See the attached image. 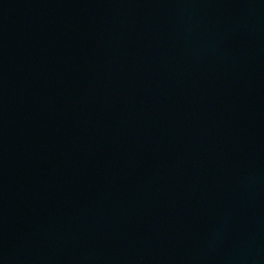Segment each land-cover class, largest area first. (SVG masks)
<instances>
[{
  "label": "water",
  "instance_id": "1",
  "mask_svg": "<svg viewBox=\"0 0 264 264\" xmlns=\"http://www.w3.org/2000/svg\"><path fill=\"white\" fill-rule=\"evenodd\" d=\"M0 264H264V0H0Z\"/></svg>",
  "mask_w": 264,
  "mask_h": 264
}]
</instances>
